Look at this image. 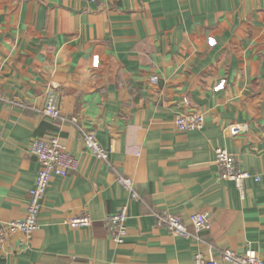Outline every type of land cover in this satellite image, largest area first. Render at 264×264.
Returning a JSON list of instances; mask_svg holds the SVG:
<instances>
[{
	"label": "crops",
	"instance_id": "0c3cea01",
	"mask_svg": "<svg viewBox=\"0 0 264 264\" xmlns=\"http://www.w3.org/2000/svg\"><path fill=\"white\" fill-rule=\"evenodd\" d=\"M48 89L67 122L41 113ZM0 96V223L25 217L34 139L57 138L78 162L52 177L38 229L7 239L0 264H192L196 253L226 264L224 249L264 262V0H0ZM190 114L203 128L177 131L174 118ZM217 148L259 178L242 196L218 178ZM124 206L118 245L103 220ZM152 212L189 229L202 214L208 228L184 239ZM77 214L91 226L71 229Z\"/></svg>",
	"mask_w": 264,
	"mask_h": 264
},
{
	"label": "built area",
	"instance_id": "2783aa9c",
	"mask_svg": "<svg viewBox=\"0 0 264 264\" xmlns=\"http://www.w3.org/2000/svg\"><path fill=\"white\" fill-rule=\"evenodd\" d=\"M88 3H95L97 0H82ZM45 101L41 113L52 121L67 122L68 120L59 113L57 97L52 90L45 91ZM1 100V96H0ZM204 126V117L201 114L178 115L173 120V127L179 132L200 131ZM81 143L85 151L92 157L104 162L110 168L109 152L102 148L96 138L85 131L80 130ZM30 153L36 158L38 171L32 188L28 193V202L25 217L19 221H8L0 223V248L7 239L17 234L28 239L37 229V217L40 213L42 202L52 177L64 178L68 173L75 171L78 165L77 160L67 152L58 142L57 138L49 141L34 139L30 145ZM215 165L220 180L232 182L234 188L243 195V185L246 181L258 182L259 178L248 171L238 169L234 157L226 150L217 148L214 150ZM117 183L128 191L131 199H137L133 190L131 179L116 175ZM127 207H122L119 212L107 216L103 220L105 229L110 238L118 245L126 240L128 219ZM157 228L164 229L184 239L201 240L207 228V219L202 214H193L189 217V229L183 221L172 215H161L152 212ZM71 229L89 228L92 220L88 215L77 214L68 222ZM220 259L226 264H264L262 259L249 252L246 256L239 255L229 249L220 252ZM192 264H218L213 257L205 259L201 253L193 256Z\"/></svg>",
	"mask_w": 264,
	"mask_h": 264
}]
</instances>
